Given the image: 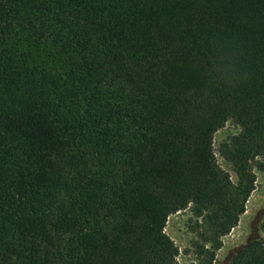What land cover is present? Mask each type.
<instances>
[{"label": "trees", "instance_id": "trees-1", "mask_svg": "<svg viewBox=\"0 0 264 264\" xmlns=\"http://www.w3.org/2000/svg\"><path fill=\"white\" fill-rule=\"evenodd\" d=\"M263 156L264 0H0V264H211Z\"/></svg>", "mask_w": 264, "mask_h": 264}, {"label": "rangeland", "instance_id": "rangeland-1", "mask_svg": "<svg viewBox=\"0 0 264 264\" xmlns=\"http://www.w3.org/2000/svg\"><path fill=\"white\" fill-rule=\"evenodd\" d=\"M240 129L233 121H227L218 129L212 138V150L218 167L229 174L232 182L235 176L230 167L219 156V148ZM263 165L261 171H255L254 190L245 203V212L239 222L226 236L221 239V248L215 253L211 264H228L240 251L246 249L252 242L264 238L261 225L264 220V156L259 159ZM196 219L188 207L184 211L169 216L164 233L178 249V264H205L203 259H197L193 254L191 243L194 236L191 232Z\"/></svg>", "mask_w": 264, "mask_h": 264}]
</instances>
